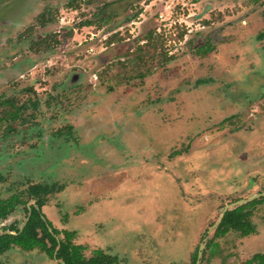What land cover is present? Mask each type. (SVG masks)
<instances>
[{"label": "rangeland", "instance_id": "rangeland-1", "mask_svg": "<svg viewBox=\"0 0 264 264\" xmlns=\"http://www.w3.org/2000/svg\"><path fill=\"white\" fill-rule=\"evenodd\" d=\"M6 101L25 108L3 118ZM33 183L64 185L43 210L88 256L264 252V204L256 234L214 238L226 205L264 192V0H0V198ZM0 264L56 263L14 249Z\"/></svg>", "mask_w": 264, "mask_h": 264}, {"label": "trees", "instance_id": "trees-1", "mask_svg": "<svg viewBox=\"0 0 264 264\" xmlns=\"http://www.w3.org/2000/svg\"><path fill=\"white\" fill-rule=\"evenodd\" d=\"M76 7H79L76 5ZM94 24L92 21H85L82 23L83 26ZM161 37V35H158ZM182 37V35H180ZM148 37H146L147 39ZM155 39L152 37L149 38V42H154ZM44 43L43 49H49L54 44L59 43L60 41L57 39V35L55 37H51L50 39H44L42 41ZM164 44V43H163ZM162 48H164L162 46ZM167 60L172 57L167 56L165 52ZM137 61L138 63L141 60L138 59H128L126 63H120L121 66H129L130 62ZM144 73H140L138 75H129L127 78L132 77H143ZM5 104L9 105L10 109H4L2 112L4 113L3 118H16L19 113L25 108V106L13 101H6ZM64 188V185L56 186V185H42L35 184L29 186L27 189L28 195L36 200V204L32 205L31 208L26 209L28 213L27 223L23 228L12 227L13 230L17 232L16 235L4 233L0 235V254L4 253L8 248L13 245H18L25 250H32L38 248L44 252L51 258L56 254V257L63 261L65 264H115L119 260L117 256H111L107 254H103L101 251H97L94 253L92 257L86 259L83 255L82 248L80 246L75 245L72 241L75 237V232L67 231V230H59L52 226L49 220L44 219V215L42 214V207L45 205L48 196L55 192L60 191ZM24 193H13L8 198H0V221L7 218L11 215L15 210L18 209L20 205H25L26 200L23 198ZM255 203V201L253 202ZM250 203V204H253ZM249 204V205H250ZM242 208H237L234 210H229L223 217V220L219 223L216 229L215 235L220 237L224 236L230 229L241 230L244 232H249V223L246 220L244 214H242ZM52 229V230H51ZM63 233V235L61 234ZM62 235V236H61ZM201 258L200 263L201 264ZM198 261V250H196L192 256L191 261L188 264H197ZM243 264H264V254H255L251 259L247 260Z\"/></svg>", "mask_w": 264, "mask_h": 264}, {"label": "flooded vegetation", "instance_id": "flooded-vegetation-1", "mask_svg": "<svg viewBox=\"0 0 264 264\" xmlns=\"http://www.w3.org/2000/svg\"><path fill=\"white\" fill-rule=\"evenodd\" d=\"M36 184H42V185H49V184H43V183H36ZM31 185H35L34 183L33 184H30L29 186H31ZM29 186L24 190V191H20V192H22V193H24V196H23V198H24V200H26L27 202H26V204L25 205H20L19 207H18V209L19 208H22L25 212H26V218H25V220L23 221V223H22V225H20V223H19V221H14V222H12V223H10V224H8V225H2V224H4L12 215H14L15 213H16V211L18 210H15V212H13L11 215H9L7 218H5V219H3V220H1L0 221V224L2 225L1 227H0V235L1 234H4V233H9V234H13V235H16L17 234V232L15 231V230H13L12 229V227H16V228H23L24 226H25V224L27 223V220H28V215L30 214V213H28L27 212V210L26 209H30L31 208V206L32 205H35L36 204V200L35 199H33V198H31L29 195H28V192H27V189L29 188ZM64 189V188H63ZM62 189V190H63ZM61 191V190H60ZM20 192H16V193H20ZM55 192H59L58 190L57 191H55ZM54 193V192H53ZM53 193H51V194H53ZM50 194V195H51ZM12 195V194H11ZM10 195V196H11ZM256 195H259V196H257V198L256 199H254L253 201H251V202H249V203H240V201H243V200H247V199H249V198H251V197H253V196H256ZM256 195H253V196H251V197H248V198H240V199H237L236 201H234L233 203H230V204H228V205H226L223 209H225L227 206H229V205H232L230 208H227V210L223 213V217L225 216V214L227 213V211H229V210H234V209H237V208H241V207H243L242 208V214H244V216H245V218H246V220L248 221V225H249V227H251L250 229H249V232H244V230L243 229H239V230H236V229H230L224 236H226L228 233H230L231 231H236V232H238L241 236H243V237H248V236H251V235H254V234H256V232H257V230H258V228L256 227V225H255V223H254V221H253V217H254V212H255V208L258 206V205H261V204H264V192H260V193H258V194H256ZM27 196H28V199H26L27 198ZM9 197V196H8ZM8 197H6V198H8ZM255 201V203H253ZM250 203H253V204H250ZM250 204V205H249ZM44 207V206H43ZM43 207H42V214L44 215L43 217H44V219L45 220H49V218L47 217V215H46V213H45V211L43 210ZM223 211V210H222ZM221 216H222V213H221ZM221 216H220V218H219V220L221 219ZM223 217H222V220H223ZM218 220V221H219ZM221 220V221H222ZM50 221V220H49ZM218 221L214 224V225H216L217 223H218ZM51 222V224H52V226L53 227H55V225L53 224V222L52 221H50ZM219 225V224H218ZM217 225V226H218ZM217 226L215 227V232H214V238H221V237H224V236H220V237H218V236H216L215 235V233H216V229H217ZM55 228H57V229H59L58 227H55ZM52 230V229H51ZM59 230H67V231H70V230H68V229H59ZM72 231V230H71ZM73 232H75V236H76V234H77V232L75 231V230H73ZM62 235H63V233H61ZM61 235V236H62ZM206 235V234H205ZM74 236V237H75ZM73 242L75 241V238L72 240ZM75 243V242H74ZM75 245H77V246H80L81 248H82V251H83V255H84V257L86 258V259H89L90 257H92L93 255H94V253H96L97 251H101L103 254H107V255H111V256H117V258H118V262L116 263L115 262V264H124L123 263V261L121 260V257L119 256V255H115V254H112V253H110V252H107L104 248H102V247H97L96 249H94L93 251H92V253H91V255L90 256H88V255H86V250H87V246L86 245H84V244H79V243H75ZM201 246H202V244L200 245V247L199 248H197L196 250H198V261H197V264H199L200 263V258H201V255H200V250H201ZM14 249H18V251H20V250H24V251H32V250H34V249H32V250H25V249H23L22 247H20V246H18V245H13V246H11L10 248H8L4 253H2V254H0V256H2V255H4V254H6L8 251H13ZM35 249H38V248H35ZM203 249V248H202ZM38 250H40V249H38ZM195 250V251H196ZM42 251V250H41ZM194 251V252H195ZM44 252V251H43ZM44 253H46V252H44ZM264 254V252H257V253H255V254ZM255 254H253V256L255 255ZM199 255H200V257H199ZM48 256V255H47ZM192 256V255H191ZM252 256V257H253ZM51 260H53L56 264H65L63 261H61L60 259H58L57 257H56V254H54V256L51 258L50 256H48ZM251 257V258H252ZM251 258H249V259H251ZM249 259H247V260H249ZM246 260V261H247ZM191 261V260H190ZM246 261H244V262H246ZM243 262V263H244ZM242 263V264H243ZM201 264H203V262L201 261Z\"/></svg>", "mask_w": 264, "mask_h": 264}, {"label": "water", "instance_id": "water-1", "mask_svg": "<svg viewBox=\"0 0 264 264\" xmlns=\"http://www.w3.org/2000/svg\"><path fill=\"white\" fill-rule=\"evenodd\" d=\"M257 196H259V195L253 196V197H251V198H249V199H247V200L240 201V203H249V202L253 201L254 199H256ZM231 206H232V205H229V206H227L225 209H223L221 219L218 221V223H217L216 225H214L215 227L221 222L222 217H223V213L227 210V208H230ZM210 230H211V229H209V231H210ZM209 231H208V232H209ZM208 232H207V234H208ZM207 234H206V236H207ZM206 236H205V237H206ZM204 240H205V239H204ZM202 248H203V244H202V246H201L200 255H201V253H202ZM200 255H199V257H200Z\"/></svg>", "mask_w": 264, "mask_h": 264}]
</instances>
